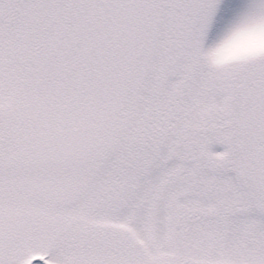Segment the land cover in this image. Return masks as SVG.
<instances>
[{"label": "snow or ice", "instance_id": "snow-or-ice-1", "mask_svg": "<svg viewBox=\"0 0 264 264\" xmlns=\"http://www.w3.org/2000/svg\"><path fill=\"white\" fill-rule=\"evenodd\" d=\"M0 264H264V0H0Z\"/></svg>", "mask_w": 264, "mask_h": 264}]
</instances>
